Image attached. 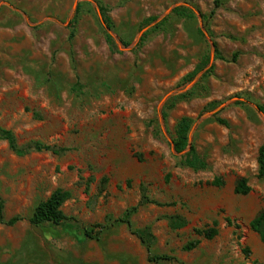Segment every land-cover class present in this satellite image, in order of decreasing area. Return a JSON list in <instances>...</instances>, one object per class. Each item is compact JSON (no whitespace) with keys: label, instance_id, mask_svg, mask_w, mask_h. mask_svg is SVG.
Segmentation results:
<instances>
[{"label":"rangeland","instance_id":"rangeland-1","mask_svg":"<svg viewBox=\"0 0 264 264\" xmlns=\"http://www.w3.org/2000/svg\"><path fill=\"white\" fill-rule=\"evenodd\" d=\"M75 2L0 0V126L19 146L64 149L17 155L0 140L4 218L21 217L14 225L0 222V264H264V242L250 228L264 209L256 161L264 113L255 107L264 105V0ZM179 5L194 15H174ZM99 6L111 19L116 50L106 42ZM148 17L155 20L143 27ZM211 55L206 70H212L198 78L191 96L163 108L182 93L161 103L163 97L192 81L201 71L184 77L204 57L207 67ZM75 83L81 86L72 90ZM211 102L217 106L205 109ZM183 116L192 118L188 143L204 169L179 163L188 145L181 154L173 148ZM241 177L247 194L234 191ZM216 178L222 185L212 184ZM57 188L70 193L61 209L72 220L31 225L35 205ZM137 205L133 229L148 228L152 253L175 260L148 261L125 224L98 239L86 236ZM173 215L185 225L171 229L167 217ZM214 222L213 238L195 233ZM193 240L198 244L184 250Z\"/></svg>","mask_w":264,"mask_h":264},{"label":"trees","instance_id":"trees-1","mask_svg":"<svg viewBox=\"0 0 264 264\" xmlns=\"http://www.w3.org/2000/svg\"><path fill=\"white\" fill-rule=\"evenodd\" d=\"M215 3L216 5H218V1H216ZM80 8H81V4H78L75 10L74 17L69 24L71 27L70 33H69V39H72L74 37V34H75L74 24L80 12ZM99 9H100L101 17H102L103 24H104L103 26H106L107 28L111 29L112 25H111L110 17L105 14V10L102 6H99ZM172 13L180 17L181 16L192 17L194 15L192 9L184 5L175 6L172 9ZM154 20H155L154 17H148L143 20L142 26L145 27ZM166 22H167V19L165 17L160 22H158L155 27L163 25ZM103 26L101 25V27ZM104 35H105V39H106V42L109 48L112 50H116L117 47H116V44L112 36L105 30H104ZM144 36L145 35L143 34L140 40H142ZM123 45H126V43H123ZM215 56L223 60L225 59L223 56L220 55V53H218L216 47H215ZM236 58H237V53H233L230 58V61L235 62ZM208 62H209L208 57L202 58L196 64L194 69L190 73H188L184 78L186 80L193 79V77L199 71L203 70V68L208 64ZM211 70H212V67L206 70L205 73L203 74V77L206 76L208 73H210ZM197 85L198 83L196 84V86ZM80 86L81 85L79 83H75L74 85L71 86V89L76 90ZM194 88L195 86L185 93L170 97L163 105V108L172 106L177 99L190 97L194 91ZM216 106H217V103L211 102L206 105L205 109L210 110V109L215 108ZM258 108L261 112L264 113V105H258ZM162 116L163 118L166 117V111H162ZM216 120L222 125H227V122L224 119L217 118ZM191 123H192V118L188 116L181 117L176 123L175 130H174V137H173V148L178 153H181L188 145V133L191 127ZM0 140L6 141L9 149L17 155H24L31 150L51 151L53 153H59L60 151L64 150L62 148L55 149L51 147L50 145L43 144L40 142H34L26 146H19L17 144L14 133L11 130L3 128L1 126H0ZM256 161H257V178L264 181V142L258 148ZM179 163L181 165L187 166L195 170L204 169L207 166L206 162L200 156H198V154L196 153L192 145L188 152H186L185 154H181L179 156ZM212 184L220 186L222 185V181L219 178H216L212 181ZM249 190H250V187L247 184V179L244 177L239 178L234 187L235 193L247 194ZM69 196H70V193L68 191L63 190L61 188L55 189L54 191L51 192V194L45 200H42L35 205L31 215L27 219L28 222L33 226H39L43 223H52V224L58 225V224L69 222V220H72V217L67 216L61 209V205L67 198H69ZM137 208H138V205L127 208L120 217L114 220H111L110 223L96 224L95 228L97 229L86 230L85 231L86 236L91 239H98L100 234L107 228H110L111 226L115 224H125L127 228L133 234H136L138 238L141 240V242L144 244L146 251H147L148 261L158 263L162 261L175 260L173 256L168 255V254L152 253L151 246H152L154 238L151 235L148 228L145 230V232L133 229L131 216L137 211ZM167 219H168V225L171 229H178L180 227H183L186 223L185 219L179 215L168 216ZM19 220H21L20 216H13L9 219L4 218L3 202H2V199L0 198V222L6 225H14ZM250 228L253 231L257 232L260 237V240L264 242V209L260 210L256 214V216L250 221ZM217 232L218 231H217L215 222L209 228L195 229V233L197 235L202 236L205 239L213 238L217 234ZM198 242H199L198 240L190 241L183 246V249L190 250L194 248L198 244Z\"/></svg>","mask_w":264,"mask_h":264},{"label":"water","instance_id":"water-1","mask_svg":"<svg viewBox=\"0 0 264 264\" xmlns=\"http://www.w3.org/2000/svg\"><path fill=\"white\" fill-rule=\"evenodd\" d=\"M76 2H77V0H76ZM76 2H75V4H76ZM96 11H97V15H98V17H99V19H100L102 25H104V24H103L102 17H101V12H100V10H99L98 7H97V10H96ZM104 27H105V29L107 30V32H108L110 35H112V33H111V31L109 30V28H107L106 26H104ZM144 30H145V28L142 29V31L138 34L137 39L140 38V36L142 35V33H143ZM115 42H116L117 44L119 43L118 40H115ZM212 46H213V45H212ZM212 58H213V55H211L209 65H208L207 67H205L203 70H201V72H200L199 74H197V75L195 76V78H194L192 81H190L188 84H186L184 87H182V88H180V89H177V90H173V91L168 92V93L163 97L161 103H163V102H164L168 97H170V96H173V95H176V94H179V93H183V92L187 91L188 89H190V88L195 84V82L198 80V78L203 74V72H204V71L210 66V64H211V62H212ZM255 107H256L257 109H259L258 106H255ZM190 146H191V144L188 143V147H187V149H186L185 151H187L188 149H190ZM181 153H183V152H181ZM181 153H179V154H181Z\"/></svg>","mask_w":264,"mask_h":264}]
</instances>
